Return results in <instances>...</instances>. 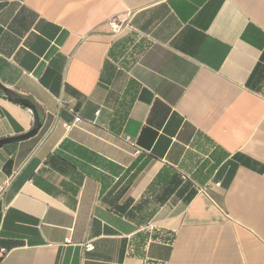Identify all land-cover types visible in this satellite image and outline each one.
<instances>
[{
	"label": "crops",
	"instance_id": "0c3cea01",
	"mask_svg": "<svg viewBox=\"0 0 264 264\" xmlns=\"http://www.w3.org/2000/svg\"><path fill=\"white\" fill-rule=\"evenodd\" d=\"M0 83V264H264V0H0Z\"/></svg>",
	"mask_w": 264,
	"mask_h": 264
},
{
	"label": "water",
	"instance_id": "95a60500",
	"mask_svg": "<svg viewBox=\"0 0 264 264\" xmlns=\"http://www.w3.org/2000/svg\"><path fill=\"white\" fill-rule=\"evenodd\" d=\"M0 89L2 90V92L4 93L6 98H8L10 101H12L16 104H19V105L23 106L24 108L28 109L34 116V125H33V128L31 130H29L28 132H26L22 135L1 139L0 140V148L9 144V143H13V142L21 141V140H26V139H29V138L37 135L38 132L40 131L41 127H42L43 120L40 117V114H39V111L36 107V104L33 101H31L30 99L18 94L17 92H15L9 88H6L1 83H0Z\"/></svg>",
	"mask_w": 264,
	"mask_h": 264
},
{
	"label": "built area",
	"instance_id": "2783aa9c",
	"mask_svg": "<svg viewBox=\"0 0 264 264\" xmlns=\"http://www.w3.org/2000/svg\"><path fill=\"white\" fill-rule=\"evenodd\" d=\"M126 22H127L126 20H120L119 18L114 17L109 21V25L113 33H118L122 30ZM79 122H81V118L78 115H76L74 123L77 124ZM67 241L69 242V240ZM86 248L88 251H92L94 249V247L91 244L88 245ZM4 255H5V251H0V259H2Z\"/></svg>",
	"mask_w": 264,
	"mask_h": 264
}]
</instances>
